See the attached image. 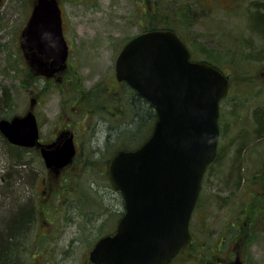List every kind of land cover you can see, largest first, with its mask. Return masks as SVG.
Returning <instances> with one entry per match:
<instances>
[{
	"label": "rangeland",
	"instance_id": "374dc122",
	"mask_svg": "<svg viewBox=\"0 0 264 264\" xmlns=\"http://www.w3.org/2000/svg\"><path fill=\"white\" fill-rule=\"evenodd\" d=\"M31 2L0 5V95L5 98L0 97V117L23 114L35 98L40 140L54 141L68 129L77 153L62 172L46 169L35 149L22 153L33 174L24 191L39 210L26 242L34 253L26 264H89L91 245L120 215V198L105 176L104 160L122 142L115 133L113 141L107 137L133 123L126 89L114 78V61L124 42L141 31L144 1L60 0L70 49L64 69L50 77L34 74L11 41ZM168 3L172 8L165 13L192 57L214 62L229 77L219 104V157L202 181L191 220L193 244L211 248L223 236V261L211 264H228L235 254L244 264H264V132L260 135L253 121L264 112V33L253 25L264 0ZM147 122L132 135L143 137ZM7 147L0 140V181L10 167ZM227 163L231 170L223 177ZM207 255L184 251L172 264H208Z\"/></svg>",
	"mask_w": 264,
	"mask_h": 264
},
{
	"label": "water",
	"instance_id": "95a60500",
	"mask_svg": "<svg viewBox=\"0 0 264 264\" xmlns=\"http://www.w3.org/2000/svg\"><path fill=\"white\" fill-rule=\"evenodd\" d=\"M23 34L30 61L43 65L42 55L54 65L65 62L56 0H37ZM189 56L179 36L162 28L131 37L116 56V79L147 99L156 119L143 143L117 150L107 162L108 179L125 210L114 233L90 250L96 264H166L190 240L188 222L203 173L216 155L218 103L228 81L218 68ZM32 104L23 115L1 117L0 133L10 144L38 146L44 165L60 169L75 154L73 135L43 145Z\"/></svg>",
	"mask_w": 264,
	"mask_h": 264
},
{
	"label": "trees",
	"instance_id": "16d2710c",
	"mask_svg": "<svg viewBox=\"0 0 264 264\" xmlns=\"http://www.w3.org/2000/svg\"><path fill=\"white\" fill-rule=\"evenodd\" d=\"M144 1V17L142 18L141 30L153 29V28H169L176 31L181 37L182 35L173 26L169 20V15L165 13L167 8H172L171 4L176 0H143ZM179 7V6H177ZM256 18H253V25H257V31L259 34L264 33V9L259 14L257 13ZM207 61V60H206ZM217 66L212 61H209ZM31 77V75L27 74ZM129 98V108L132 113V123L131 125L123 124L121 128H117L108 135L107 141H113V133L116 135V139L121 140V145H115L113 152L119 148L130 149L139 145L149 134L152 125L155 120V112L153 106L143 97H141L136 91L128 87L126 90ZM4 97L10 99V94L7 89L3 90ZM1 99L3 94L0 95ZM264 111V110H263ZM149 121V123L147 122ZM255 129L260 131V135L264 132V112H257L255 115ZM148 123V131L143 137H135L132 135L133 132H138L141 125ZM111 139V140H110ZM128 139H131L129 143ZM0 140L2 143L7 144L6 153L10 156V167L9 165L5 167V173L2 181H0V264H26L29 255L31 254V248L26 244L29 232L32 228L33 222L37 217L36 205L31 201L30 195L25 194V189L29 187L33 180V174L26 168L27 163L23 160L22 153L26 149L11 145L6 141V139L0 134ZM132 144V145H130ZM219 150V149H218ZM19 153L16 156L14 153ZM93 153H96L94 151ZM112 153H110L111 155ZM109 155V156H110ZM219 151L215 160L210 164L208 168L219 157ZM89 157L91 156L88 155ZM105 156V164L109 158ZM224 160V159H223ZM222 160V161H223ZM94 160H89L88 163H92ZM229 162V161H228ZM225 165L224 169H221V175L226 176L225 172L231 167ZM220 168L223 167L222 163ZM225 171V172H224ZM222 177V178H223ZM65 181L61 182L64 184ZM56 190L53 196H56ZM200 197L198 199L199 204ZM232 227V226H230ZM222 239L216 245H221L223 243ZM194 242V240H193ZM192 242V244H193ZM31 245V244H30ZM194 245V244H193ZM199 246V245H198ZM34 253V252H33ZM178 259V258H176ZM174 259V261L176 260Z\"/></svg>",
	"mask_w": 264,
	"mask_h": 264
},
{
	"label": "flooded vegetation",
	"instance_id": "af4514ba",
	"mask_svg": "<svg viewBox=\"0 0 264 264\" xmlns=\"http://www.w3.org/2000/svg\"><path fill=\"white\" fill-rule=\"evenodd\" d=\"M36 1L37 0H32L31 6H30L27 14L24 15L25 17H23V19L20 21L19 25L16 28V31L14 32V35H12V38H11V41H13V43H15L17 45V47L20 50V52L22 53V55H24L25 53H29L30 52V51H28V47H27L28 46V42L26 41V37H25V35H23V29H24V27L26 26L27 22L30 19L31 10H32L34 4L36 3ZM4 2H5V0H0V5H2L3 7L5 6ZM56 2L58 4L59 10H60L62 32H63L64 37H65L64 17H63L62 8H61V5H60L61 3H60V0H56ZM11 19H12V17H11ZM65 39H66V37H65ZM66 42L68 44V50H69L70 46H69V43H68L67 39H66ZM25 60L27 61V64H28L30 70L33 69L32 71L34 72V74H38V75H40L42 77H44V76H46V77L55 76L59 71H62L64 69V67L66 66V65L65 66H58V65L55 66L54 64L51 63V61H52L51 59H46L43 56L40 57V60H44V62H45V64H43V65H39L37 61L32 62V61H30L29 59H26V58H25ZM35 101L36 100L34 98V100H32V103H35ZM58 131L59 130H57L56 133ZM64 131H66V130H62L60 133L58 132L59 134H58L57 137H60V135H62V133ZM73 136H74V133H73ZM66 168L67 167H65L63 170H65ZM119 198H120L119 200H120V204H121V210L119 211V214L121 215L124 212V203H123L122 198L121 197H119ZM119 217L113 219V222H112V225H111V230H109L105 234H111V233L114 232ZM191 240H194V236H193L192 232H191ZM221 247L222 246H220V245H215L214 247L207 248V246L206 247H200L198 245H193L191 243V244H188L186 246L185 250L187 252H189V253L196 252V251H200L202 253H206L207 252V254L209 253V255H207V258H208L207 263L211 264V263H215L216 261H218V262H220V261L222 262L223 261V255H222V252H221L223 250V247H222V249H221ZM197 263L201 264L199 261L198 262H193L192 264H197ZM227 263L228 264H244V262L236 254H235V256L233 257L232 260H230V258H229ZM89 264H92V263H89Z\"/></svg>",
	"mask_w": 264,
	"mask_h": 264
}]
</instances>
